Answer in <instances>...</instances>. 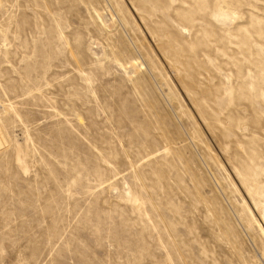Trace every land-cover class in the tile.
<instances>
[{
    "label": "rangeland",
    "instance_id": "1",
    "mask_svg": "<svg viewBox=\"0 0 264 264\" xmlns=\"http://www.w3.org/2000/svg\"><path fill=\"white\" fill-rule=\"evenodd\" d=\"M0 264H264V0H0Z\"/></svg>",
    "mask_w": 264,
    "mask_h": 264
},
{
    "label": "bare ground",
    "instance_id": "2",
    "mask_svg": "<svg viewBox=\"0 0 264 264\" xmlns=\"http://www.w3.org/2000/svg\"><path fill=\"white\" fill-rule=\"evenodd\" d=\"M1 128V127H0ZM5 144V139L2 136V132L0 130V148Z\"/></svg>",
    "mask_w": 264,
    "mask_h": 264
}]
</instances>
